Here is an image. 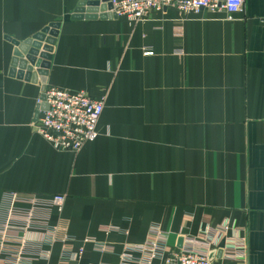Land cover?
I'll return each instance as SVG.
<instances>
[{
	"label": "crops",
	"instance_id": "crops-1",
	"mask_svg": "<svg viewBox=\"0 0 264 264\" xmlns=\"http://www.w3.org/2000/svg\"><path fill=\"white\" fill-rule=\"evenodd\" d=\"M78 1L0 0V209L10 191L66 196L51 211L52 256L36 264H142L122 254L152 224L172 249L225 219L243 228L248 264H264V0H245L231 18L168 7L134 24L72 19ZM57 21L47 86L104 101L99 135L78 152L38 132L40 81L10 76L8 37ZM64 236L73 254L83 246L76 259H62Z\"/></svg>",
	"mask_w": 264,
	"mask_h": 264
},
{
	"label": "built area",
	"instance_id": "built-area-1",
	"mask_svg": "<svg viewBox=\"0 0 264 264\" xmlns=\"http://www.w3.org/2000/svg\"><path fill=\"white\" fill-rule=\"evenodd\" d=\"M117 18L130 24L147 19L153 11L174 7L180 14L198 12L202 9L224 10L231 18L242 11L245 0H110ZM176 34L183 32L176 26ZM152 54V50H146ZM46 110L40 111L37 121L38 132L57 150L80 151L88 142L99 135L98 123L104 110V101L82 90L67 87L47 86L45 89ZM41 98L38 104H41ZM66 196L54 194L42 199L33 194L16 191L4 195L0 209V264H36L37 260L50 259L53 243L58 240L57 227L50 221L51 211L63 210ZM28 201V206H20ZM42 232L40 240H32L31 234ZM151 237L143 243H129L122 254L128 260L142 264H248V239L236 224L228 219L218 225L208 224L197 235L183 237L180 248H170L168 233L160 224L150 226ZM65 249L63 260L76 259L84 251L78 247L71 251L74 239L62 238ZM97 249L107 246L94 238H87ZM221 250L210 259V252ZM71 251V252H70ZM139 255V256H138Z\"/></svg>",
	"mask_w": 264,
	"mask_h": 264
},
{
	"label": "water",
	"instance_id": "water-1",
	"mask_svg": "<svg viewBox=\"0 0 264 264\" xmlns=\"http://www.w3.org/2000/svg\"><path fill=\"white\" fill-rule=\"evenodd\" d=\"M110 0H79L74 8L72 19H97L117 18ZM61 22H51L40 32L31 38L19 41L8 37L14 44L12 66L10 76L26 81L42 84V103L39 105L36 116L41 110H46L48 105L45 101V89L48 83V75L53 57L54 45L59 34ZM183 237L179 238L178 245L182 247ZM220 256L221 250L210 252V259L215 255Z\"/></svg>",
	"mask_w": 264,
	"mask_h": 264
}]
</instances>
